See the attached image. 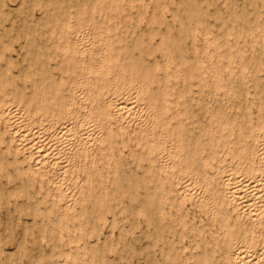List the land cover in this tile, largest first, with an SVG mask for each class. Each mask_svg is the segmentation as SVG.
<instances>
[{"label": "bare ground", "instance_id": "1", "mask_svg": "<svg viewBox=\"0 0 264 264\" xmlns=\"http://www.w3.org/2000/svg\"><path fill=\"white\" fill-rule=\"evenodd\" d=\"M14 1L12 0V2ZM103 1L99 0L98 3ZM212 2L213 0H113L109 20L113 16L114 19L110 22L108 21L107 26L103 25V21L99 24V21L96 19L95 12L97 9H95V2L93 5L82 7L83 9L80 8L83 12L82 14L79 13L80 17H77V20H83L91 28H99V33L96 34V39L94 38L97 41L98 50H107L108 47L107 53L102 54L98 59L93 60V62L87 63V75L84 76V85L79 82L78 78H74L75 67L77 65L70 51L78 49V37L76 36L66 39L65 45L60 46L61 50L69 51L71 57L63 58L62 61L56 60V65L59 69H56V67L52 69H56L58 72L60 70L61 74L57 78L50 71V68L48 70L44 65L43 59H40L42 57L39 56L40 49L36 51L35 59L26 64L25 67L22 66L20 69L18 67L17 74L9 66V61L5 65L0 66V90L3 91L2 96L0 95V124H3V126L0 125V142L5 143L4 148L2 147L1 149H4L3 152L5 153L6 150L9 152L8 154L13 153V159L10 161L13 163L11 165L6 161V164L8 163L7 166H13L15 175H19L20 179L22 177L24 179L25 176L27 178L25 182H27L29 187L32 184L35 187L36 184V182L35 184L32 183V177L36 176V174L40 175L39 190L43 188L46 177L54 187V192H43V200L39 199L44 202L41 201L42 206H44L46 205L44 199L49 197V200L51 199V205L48 209L51 212L56 209L60 212L61 216L65 215L68 209H71V201L68 198L69 193L62 187L64 183H62L63 173L71 168L77 167V165L80 166L82 169L80 173L83 174V177L81 180L75 179L74 186H77L76 189L78 188V201L81 202V206L74 217L80 220L85 217L94 220L90 229L84 227L83 223L80 231L81 235L95 231L98 224L107 220L108 216H106V213L113 210L111 202L113 201L112 198H117L116 194L125 196L128 192V197L131 198L130 201L134 202L132 199H135L137 195L141 197L143 193L145 197L143 200V209H145L143 222L145 221L148 227L154 223L152 231H155V234L153 232L151 233V237H149V240L150 238L152 239L150 244L154 247L160 246L162 249L164 247L166 248V251L161 250V256L159 255L161 260L153 259L151 264H185L181 257L184 250L186 251L187 249H183L182 244H180L182 240L179 236L181 235L179 230L178 237L180 241L177 239V236L175 238L173 235V231L175 232L177 229L173 226V220L170 217L171 213L168 214L165 212L166 209L164 210L163 205L174 204L177 198L182 199L192 194L194 188L191 187H194L196 184H202L209 192L211 190L216 191V187L213 186L216 183L218 185L220 184L222 193L220 197L212 200V212L218 215L216 225L219 234L217 233L216 237L212 236L214 231L209 230L207 235L211 234V237L200 236L199 240L190 241L193 244V251L192 249L191 251L195 258L193 261L194 264H215L214 250L217 246L222 248L221 256L224 261H232L233 264H264V238H261L264 232V0H240V2L224 0V10L220 7H213L214 9H211L209 5ZM1 4L6 7L7 3L4 4L2 2ZM23 5L25 6L24 2ZM40 6L44 7L43 4ZM14 8L10 9L13 11ZM34 8L32 7V9ZM19 11L15 13L19 14ZM12 14L14 15V13ZM49 14L51 15V13ZM9 16L6 15L4 18ZM60 16L62 17V15ZM33 17L31 16L30 18ZM22 21L24 20L22 19ZM13 24L12 26H15ZM209 24L214 25L216 29H212ZM29 25L28 27H31ZM20 28L19 31L24 27ZM40 30L42 31V28ZM40 30L39 35L41 34ZM12 31L14 33V30ZM12 31L5 33H11ZM19 31H16L17 35ZM37 32H35V35ZM197 32L200 33L199 40H201V45L197 43ZM51 34L50 36H52ZM24 35L21 37L19 34L21 38ZM5 36L3 34V37ZM27 36L25 39L29 41ZM14 38H16V33ZM12 39L11 43H13V40H16ZM20 40L19 38L16 41L18 42ZM29 42H31V39ZM210 43L213 44V47ZM54 45L57 47V44ZM2 47L4 48L3 44ZM18 47H20L19 44ZM7 48L9 49V47ZM39 48L41 47L39 46ZM22 49H20V52ZM27 49L26 55L29 56V53L35 48L27 47ZM29 49L31 52H29ZM7 51L9 52V50ZM211 51H215L220 56L219 61H222L224 69L229 75L227 79L230 82L232 94L234 97L240 98V100L238 99L239 109L237 118L230 122L234 125L233 128L222 129L218 132L214 130V124L210 119H204V117L201 118L199 116V113L206 111L207 107L205 98L198 97V95L203 94V86L205 84L207 85L205 72L209 68L217 73V68L213 64H205L203 59L204 56H209ZM58 52L57 50L53 52L55 57L58 55ZM19 53L18 55L21 54ZM3 55L5 56V54ZM30 55L33 54L31 53ZM55 57H53L54 60ZM160 57L161 59H159ZM50 59L52 61V57ZM162 59L164 60L163 62ZM18 60L17 63L20 64L21 59L20 62ZM22 60L27 63L26 58ZM49 60L48 62H50ZM14 61L13 63H15ZM15 64L13 65L15 66ZM18 65H16L15 69H17ZM217 79L219 80V78ZM206 87L208 89V86ZM181 104L183 107L180 106ZM250 104L251 106L254 105L258 115L257 121L254 124L249 121L251 112ZM149 114L152 117V122L150 121L149 125L147 123L143 124L142 122ZM206 115L205 117H207ZM158 126L160 127L158 128ZM128 127L132 128L131 130L134 133L133 137L137 148H133L132 146L134 144L130 145V140L123 136L124 129ZM153 128L155 131H153ZM139 130L142 131L141 138H138L136 135V131ZM145 130L147 133L143 132ZM95 142L97 143L95 152L98 153V159L101 160V165L97 163L96 156L93 157L92 153L86 152ZM126 146H130L127 152L133 156V164L135 163L138 169H142L141 173L137 170L128 175L122 169L120 171V168L124 166L121 157L123 156L122 151ZM80 151L86 152L83 153L84 157L81 156L77 164L70 163L67 156L70 154L74 156L76 154L80 155ZM61 155L66 160H61ZM87 158H89L88 165ZM129 159L131 160V158ZM19 161H27V164L19 166ZM20 162L19 164L25 163ZM54 163H60L57 166L59 168L58 170L56 169V173H53L54 175L51 173L52 176H49L47 174L50 172L48 166L49 164H53L54 166ZM224 172L226 175L221 176L220 174ZM3 175L1 174L0 177ZM5 175L8 177L7 174ZM12 178L13 181L11 182ZM12 178H10L11 180L9 182L14 184L13 182L16 176ZM23 179L20 182L25 183ZM72 179L74 178L72 177ZM172 180L174 181L172 182ZM6 181L8 182L7 178ZM170 183H176L177 186L175 188L174 186L171 187ZM8 184L10 185V183ZM140 188H143L141 190L142 192ZM22 194L21 192L20 196ZM26 194L24 195L27 197ZM7 195L5 194V196ZM124 196L123 198H125ZM137 198L139 199V197ZM28 200L30 199L28 198ZM12 202L15 203L14 200ZM3 205L5 204L1 206ZM30 211L28 213L32 215L33 210L30 209ZM172 211L174 210L172 209ZM0 212L2 213L1 210ZM6 212L8 213V210ZM129 212L133 213V211ZM51 214L54 215V213ZM134 214H130L131 216L129 217H133ZM13 215L15 214L13 213ZM114 216L115 214H113L110 222L113 225L116 224V218ZM7 217H5V220ZM172 217L174 218L175 216ZM44 218L46 219L47 217ZM200 218L202 217L200 216ZM135 219L134 221H136ZM14 221L17 223L16 220ZM174 221L176 223V220ZM35 222L36 220H34L33 224ZM106 223L103 225H107ZM140 223L142 224V222ZM140 223L138 225L141 227ZM6 225L7 223L3 226ZM79 226H81V223H79ZM178 226L176 227L178 228ZM10 227L13 228V226H9V230ZM114 227H118V225ZM15 228L17 227L15 226ZM46 228L45 230L48 232ZM13 229L11 230L14 231ZM107 229L109 230V228ZM16 230L18 231V229ZM28 231L30 232V230ZM32 232L29 235L27 234L28 232L26 234L32 236ZM50 232L52 233V231ZM103 232L101 229V234H99L102 235ZM127 232L124 231L125 235ZM201 232H199V235H201ZM54 233L56 235L55 230ZM93 235L95 236L94 233ZM85 236L87 238V235ZM3 237L1 238L3 239ZM61 239L64 240L63 237ZM26 240L28 239L26 238ZM34 240L36 239L34 238ZM37 240H39V237ZM40 240L42 239L40 238ZM119 240H123V238ZM57 241L61 242L59 239ZM256 241L261 242V246L256 247ZM49 242L47 241V243ZM5 243L7 242L5 241ZM123 243L121 242V244ZM10 244L14 243L12 242ZM36 244L39 245V243L35 242ZM62 244L63 246L65 245L64 242ZM22 245L24 249V244ZM146 247V249L151 250L148 248L149 246ZM52 248L51 251H54L53 253L59 252L60 254L69 255V251L65 248H62L61 251L60 249L57 250L54 248L52 250ZM115 248L111 249L115 250ZM122 248L125 249L126 246ZM28 251H32L31 248ZM133 251L135 252L134 249ZM17 254L15 253V255ZM29 254L31 255L30 252ZM118 254L117 256H119ZM149 254L144 256H148ZM12 256L14 257V254ZM113 256L117 257L115 254ZM22 257L20 259H23ZM30 257L32 258V256ZM43 257H39L38 260L44 259ZM94 257L102 261L105 258L100 250H98L95 256L94 254L92 255V260ZM118 259L120 260V258ZM121 259H123L122 256ZM4 260L1 264H5ZM29 260L27 263L32 264L29 263ZM64 262L66 263V260H63L60 264ZM218 262L216 263L218 264Z\"/></svg>", "mask_w": 264, "mask_h": 264}, {"label": "rangeland", "instance_id": "2", "mask_svg": "<svg viewBox=\"0 0 264 264\" xmlns=\"http://www.w3.org/2000/svg\"><path fill=\"white\" fill-rule=\"evenodd\" d=\"M14 1V0H13ZM19 0H15L14 2H12V0L10 1V0H0V2L2 3H4V4H6V7L3 5V4H1L0 3V24H4V25H0V66H2V65H5L6 63H7V61H9L10 62V64H9V66L11 67V69H13V71H16L15 73L17 74L18 72V70L23 66V67H25L26 66V64H28L30 61H32L33 59H35L34 57L36 56L35 54H36V51H38L39 49H40V59L42 60L43 59V63H44V65L48 68V70H49V68H50V71L53 73V75L57 78V77H59L58 75H60L61 74V72H60V70H59V72H58V70L56 71V69H59L58 68V66L56 65V60H63V58L64 59H66L67 57H71L70 55H69V51L67 52V51H65V50H61L60 49V46L61 45H65V42H66V39H69V38H73L74 36H76V37H78V49H76V50H74V51H70V53H72V56H73V59H74V62L76 63V67H75V72H74V78L75 79H79V82H81L82 83V85H84V76L85 75H87V66H88V62H93V60H96V59H98L102 54H104V53H107V51H108V47H107V50H102V51H100V50H98V46H97V41H95V39H96V34H98L99 33V28H91L90 26H88L87 24H85V22L83 21V20H81V19H79V20H77V17H80L79 16V13L80 14H82V12H83V8H84V6H86V5H93V3L95 2L96 3V8L95 9H97L96 10V12H95V17H96V19L99 21V24L103 21V25H105V26H107V24H108V21L110 22V21H112V19H114V16L112 17V19L110 18V20H109V14L111 13V7H112V5H113V0H104L103 2H100V3H98V1L99 0H68V2H67V0H20L19 2H18ZM31 1V2H30ZM40 1V2H39ZM43 1V2H42ZM50 1V2H49ZM54 1V2H53ZM224 1V0H223ZM223 1L222 0H213V2H212V4L211 5H209V7H211V9H214L215 7H217V8H222L223 10L225 9V7L223 6ZM237 1H239L240 2V0H237ZM236 0H235V2H237ZM9 2V3H8ZM23 2L25 3V6L23 5ZM33 2V3H32ZM39 2V3H38ZM48 2V3H47ZM55 5V7H54V5L52 4V3ZM62 2V3H61ZM64 2V3H63ZM71 2V3H70ZM73 2V3H72ZM87 2V3H86ZM220 2V3H219ZM31 5H30V4ZM37 3H38V5L40 6L41 4H43L44 5V7L43 6H38L37 5ZM41 3V4H40ZM10 4V5H9ZM49 4H50V6H49ZM59 4H60V7H59ZM63 4V5H62ZM203 4L205 5V3L203 2ZM21 7H20V6ZM37 5V6H36ZM46 5V6H45ZM2 6H4V7H2ZM8 6V7H7ZM35 9V11H34V9H32V7ZM59 7L58 9H57V7ZM12 8L13 9V7H17L16 9H18V11H19V9H20V11H19V14H16V13H18V11H16V9L14 8V10L12 11V9H10V8ZM83 7V8H82ZM214 7V8H213ZM9 8V9H8ZM22 8V9H21ZM40 9V11H38L39 9ZM64 8V9H63ZM80 8H82L81 10H80ZM56 9V10H55ZM27 10V11H26ZM34 13H33V12ZM99 11V12H98ZM9 12H10V14H9ZM16 12V13H15ZM28 12V14L26 15V13ZM3 13V14H2ZM12 13H14V15L12 14ZM22 15H21V14ZM39 13V14H38ZM49 13H51V15L49 14ZM10 15L9 17H7V18H4V17H6V15ZM12 14V15H11ZM25 14V15H24ZM73 14V15H72ZM4 15V16H3ZM15 15H17V16H15ZM18 15H20L19 17H18ZM60 15H62V17L60 16ZM1 16H3V17H1ZM32 16H34L33 18H30V17ZM51 16V17H50ZM103 16H104V18H103ZM23 17V18H22ZM29 17V18H28ZM7 19H8V21H7ZM20 19V20H19ZM24 20V21H22L21 22V20ZM41 19H42V21H41ZM5 20V21H4ZM11 22H10V21ZM15 20V21H14ZM17 20V21H16ZM27 20V21H26ZM13 21H14V24H13ZM32 21V22H31ZM58 21V22H57ZM19 22H21V23H19V24H21V25H19L18 23ZM28 22V24H26V23ZM34 22V23H33ZM55 22V23H54ZM30 23H32V24H30ZM36 23L38 24L37 26H36ZM48 23V24H47ZM8 24V25H7ZM12 24L13 25H15V26H12ZM30 24V25H29ZM46 24V25H45ZM56 24V25H55ZM18 25V26H17ZM26 25V26H25ZM28 25L29 26H31V27H28ZM33 25V26H32ZM41 25V26H40ZM210 25V24H209ZM7 26V27H6ZM10 26H12L11 28H10ZM20 26H21V28H23V29H21L20 28ZM35 26V27H34ZM211 27H212V29H216V27L214 26V25H210ZM9 27V28H8ZM14 27V28H13ZM38 27H40L39 29H38ZM46 27V28H45ZM49 27V28H48ZM69 27V28H68ZM4 30H3V29ZM6 28H7V30H6ZM17 28V29H16ZM19 28L21 29V31H19ZM28 28H30V29H28ZM36 28V29H35ZM42 28V31L40 30ZM61 28H64V29H61ZM9 29V30H8ZM44 29V30H43ZM1 30H3V31H1ZM12 30H14V33H13V31ZM22 30H23V32H22ZM30 30V31H29ZM36 30V31H35ZM39 30L41 31L40 33V35H41V37H40V35H39ZM85 30V31H84ZM7 31H12L11 33H9V34H11V35H9L8 33H5V32H7ZM19 31V33H18V35H17V32ZM38 31V32H37ZM45 31V32H44ZM69 31V32H68ZM90 33H88V32ZM2 32H4V33H2ZM24 32H26V33H24ZM35 32H37V34L35 35ZM48 32H49V34H48ZM84 32H85V34H84ZM92 32V33H91ZM112 32V31H111ZM15 33H16V38L17 37H19L21 40V42L20 41H16V40H19V38H14L15 37ZM47 33V34H46ZM50 33H52L51 35L52 36H50ZM3 34H4V36H5V34H6V36L5 37H3ZM9 36H8V35ZM13 34V35H12ZM19 34L21 35V37H22V35L23 34H25L26 36H27V38H29V41H30V39H31V42H29V41H26L27 39H25V35L23 36V38H21L20 36H19ZM30 34H31V36H30ZM45 34V35H44ZM79 34V35H78ZM51 37L50 39H49V37ZM83 36H84V38H83ZM10 37H12L13 39H16V40H13L12 38H10ZM39 37V38H38ZM86 37V38H85ZM93 37V38H92ZM199 37H200V33H198L197 32V43L199 44V45H201V40H199ZM2 38H3V40H2ZM6 38V39H5ZM95 38V39H94ZM11 39L13 40V43H11L12 41H11ZM25 39V40H24ZM40 39H41V41H40ZM50 41H49V40ZM24 40V41H23ZM34 40V41H33ZM82 40V41H81ZM15 41V42H14ZM26 41V42H25ZM33 41V42H32ZM91 41V43H89ZM20 42V43H19ZM50 42V43H49ZM30 43H32V44H30ZM89 43V44H88ZM2 44H3V46H4V48L2 47ZM18 44H19V46L20 47H18ZM26 44V46H24ZM35 44V45H34ZM54 44H57L56 46L58 47H55V45ZM14 45V46H13ZM17 45V46H16ZM22 45H23V47H22ZM31 47H30V46ZM34 45V46H33ZM86 45H88V46H86ZM210 45L213 47V44L212 43H210ZM11 46H13V47H11ZM39 46L41 47V48H39ZM82 46V47H81ZM6 47V48H5ZM7 47H9V49L7 48ZM10 47H11V49H10ZM15 47V48H14ZM23 49H22V48ZM27 47L28 48H35L34 50H32V52H31V50L29 49V52H31L33 55H30L31 53H29V56L28 55H26L27 54ZM45 47V48H44ZM81 47V48H80ZM44 48V49H43ZM48 48V50H46ZM80 48V49H79ZM90 48V49H89ZM3 49V50H2ZM13 49V50H12ZM20 49H22V51L20 52ZM60 49V50H59ZM7 50H9V52L7 51ZM16 52H15V51ZM55 50H57V52L58 51H60V52H58V57L56 56L55 57V55H54V53L53 52H55ZM12 51V52H11ZM21 54H20V53ZM18 53L21 55H18ZM3 54H5V56L3 55ZM81 54V55H80ZM3 55V56H2ZM18 55V56H17ZM24 55H26V57H24ZM97 55V56H96ZM17 56V57H16ZM62 56V57H61ZM22 57V58H21ZM47 57H48V59H47ZM52 57V61H51V58ZM53 57H55V60L53 59ZM14 58H16L17 60H18V62H20V59H21V62H20V64L19 63H17V60L15 59V61H14ZM25 59L26 58V61H27V63L26 62H24L22 59ZM45 58V59H44ZM47 59V60H46ZM50 59V60H49ZM73 59H72V62H73ZM159 59H161V57L159 58ZM204 62H205V64H208V65H212L213 64V66H215L217 69V73H215V71L214 70H211V69H209L208 68V70L205 72V77H206V80H207V85L205 84L204 86H205V88H204V86H203V94L202 95H198V97L200 98V97H202V98H205V102H206V111H203V112H201V113H199V116L201 117V118H203L204 117V119L205 118H208V119H210L211 120V122H213V124H214V130H217V132L219 131V130H222V129H232L233 128V124L232 123H230L231 121H234L235 120V118H237V113H238V109H239V104H238V102H239V100H240V98H237V97H234L233 96V94H232V89H231V85H230V82H228V79H227V77H229V75L227 74V72L225 71V69H224V65H223V63H222V61L220 60L219 61V59H220V56L219 55H217V53L215 52V51H211L210 53H209V56H204ZM3 62H2V61ZM48 60L50 61V62H48ZM54 60V61H53ZM13 61L16 63H13ZM164 60L162 59V62H163ZM23 62V63H22ZM47 62H48V65H47ZM13 64H15V66L13 65ZM19 64V65H18ZM13 65V66H12ZM16 65H18L17 66V69H15L16 68ZM55 65V66H54ZM13 67V68H12ZM18 67H19V69H18ZM53 67H56V69H52ZM49 71V72H50ZM38 75V74H37ZM65 75V74H64ZM217 78H219V80L217 79ZM206 86H208V89H207V87ZM210 86V87H209ZM2 93H3V91H1L0 90V95L2 96ZM206 93V94H205ZM208 95V96H206L205 97V95ZM215 94V95H214ZM223 96V97H221V96ZM227 95V96H226ZM239 99V100H238ZM216 101V102H215ZM210 105H212V107H210ZM181 107H183L182 106V104L180 105ZM233 107V108H232ZM254 108V109H253ZM231 109V110H230ZM82 110H84L83 108H82ZM205 110V109H204ZM210 110V111H209ZM253 110V111H252ZM208 111V112H207ZM250 116H249V121H250V123H256V121H257V118H258V115H257V111H256V109H255V107H254V105H252L251 106V104H250ZM207 114V115H206ZM253 114V115H252ZM205 115L207 116V117H205ZM214 116V117H213ZM213 118V119H212ZM145 121H147V122H145ZM150 121L152 122V117H151V115L149 114L148 116H146L145 117V119H144V121L142 122L143 124H145V123H147L148 125L150 124ZM160 122H162V120H160ZM1 125V124H0ZM1 126H3V124L1 125ZM160 126H158V128H159ZM132 128H125L124 129V133H123V136L126 138V139H129L130 141H129V143H130V145H133L132 147L134 148H137L136 147V144H135V139H134V133H133V131L131 130ZM153 131H155V129L153 128ZM141 130H139V131H136V135L138 136V138H141L142 136H141ZM143 132H145V133H147V131L145 130V131H143ZM216 132V133H217ZM128 134V135H127ZM131 134H133V135H131ZM128 136V137H127ZM134 141V142H133ZM1 143V142H0ZM4 145H5V143H1L0 144V176H1V174L3 175V173H5V174H7L8 175V177L5 175H3L2 177H0V183H2L1 185H0V202H2V203H0V210L2 211V213L0 212V214H2L3 215V217H1L2 215H0V230L2 231L3 229V231H2V233H1V231H0V259H1V261H0V264H1V262H3V260H4V263L5 264H11V262H12V264L14 263V264H28L27 262H28V260H29V258H30V260H29V263H32V264H57L58 262H59V264L61 263V262H63V260H66V263L64 262L63 264H95L96 263V260L98 261L96 264H103V263H105V264H109V263H111V264H151V262H152V260L153 259H159V260H161V258H160V256H161V252L162 251H166V248L164 247L163 249H162V247H160V246H158V247H154V246H152L150 243H151V238H150V240H149V237H151V233L153 232V234H155V231H152V228L154 227V223H153V225H151L150 227H151V229H150V227H148L147 226V223L144 221L143 222V220H144V213H145V209H143V200H144V195H143V193H142V195H141V197L139 196V195H137L136 197H135V199L137 200H135V199H132V200H134V202L133 201H130L131 200V198L130 197H128L129 196V194H128V192L127 191H125V192H127V195H123L125 198H123V196L122 195H119V194H116V197L117 198H112V206H113V210L112 211H110V212H108V213H106V216H108L107 217V220H105V221H103L101 224H98L97 226H96V229H95V231H93V232H87V233H84V235L82 234H80V231H81V227L83 226V223H84V227H87L88 229H90V227H91V225L94 223V220H90L89 218H82V220H80V219H78V218H76L75 219V214H77L78 213V209L80 208V206H81V202H79L78 201V195H79V193L77 192V189H76V187L77 186H74V180L76 179V180H81V178L83 177V174H81L80 172H82V169H81V167L80 166H78L77 165V167H74V168H71V169H69V170H67V171H65V173H63L64 175V177H63V180H62V187H64L65 188V191L67 192V193H69V196H68V198L70 199V203H71V209H68L67 210V213H65V215H63V216H61L60 215V212H58L56 209H54L53 211H55V212H51L49 209H48V207L51 205L50 203V201H51V199L49 200V197H46L47 199H44L45 200V204L46 205H44V206H42L43 204H42V196L44 195V193L43 192H48V193H53L54 192V187L51 185V183L48 181V179L45 177V181H44V186H43V188H41L40 190H39V188H38V186H39V179H40V175H37L36 174V176H34V177H32L33 179V181H32V183H34L35 184V182H36V184H35V187H34V185L32 184V185H30V187L28 186V184H27V182H25V180L27 179L25 176H24V179H23V177H22V179H23V181L25 182V183H23V182H20L22 179H20V176L19 175H15L16 173L14 172V170H13V166H11L12 165V163L13 162H10L12 159H13V153L11 152L10 154H8L9 152L6 150V153H7V155H5L6 153L5 152H3V150L4 149H1L2 147L4 148ZM95 146V147H94ZM96 146H97V143L95 142L94 144H92L88 149H87V153H92L93 155V157H95L96 156V160H97V163L99 164V165H101V160L100 159H98V153L97 152H95L96 151ZM91 148V150H89ZM126 149V150H125ZM128 149H130V146H126V148H124V150L122 151V157H121V160H123L122 162H123V168H120V171H121V169L125 172V173H127L128 175H130V174H132L131 172H133V171H139L140 173H141V171H142V169L141 168H137L136 167V164L134 163L133 164V161H132V157L133 156H131V155H129L128 154ZM94 151V152H93ZM86 152H79V154L80 155H78V154H76L75 156L73 155V154H70V155H68L67 157V159L70 161V163H72V164H77L79 161V159L81 158V156L82 157H84L83 156V153H86ZM123 152H125V153H123ZM4 153V154H3ZM95 153V154H94ZM97 153V154H96ZM1 154H3V155H1ZM9 155V156H8ZM72 155V156H71ZM129 155V156H128ZM62 157H61V160H66V158L63 156V155H61ZM128 156V157H127ZM126 158V159H124V158ZM129 158H131V160L129 159ZM5 160V161H4ZM74 160V161H73ZM87 160V165L89 164L88 162H89V158H87L86 159ZM6 161H8V163H10L11 165L9 166H7V164H6ZM99 161V162H98ZM20 162V161H19ZM19 162H18V165L19 166H22V165H25V164H27V161H21L20 163H24V164H19ZM121 162V161H120ZM55 165L53 166V164H49V166H48V169L50 170V172H48L47 174L49 175V176H52V174L53 173H56V169L58 170V168L59 167H57L58 165H60V163H54ZM125 164H126V166H125ZM131 164H133V165H131ZM2 166V167H1ZM53 167V168H52ZM136 167V168H135ZM12 168V169H11ZM74 169H75V171H74ZM130 171H129V170ZM1 171H3V172H1ZM52 171V172H51ZM74 171V172H73ZM52 173V174H51ZM76 176H75V175ZM54 175V174H53ZM221 176L222 175H226V173L224 172V173H221L220 174ZM16 176V179H14V184H12L11 182L13 181V178L12 177H15ZM18 176V177H17ZM121 176H122V174H121ZM12 178V180L10 179V178ZM72 177L74 178V179H72ZM133 177H135L134 175H133ZM6 178H7V180H8V182L6 181ZM20 179V180H19ZM36 179H38L37 181H36ZM11 180V182H9ZM16 180V181H15ZM73 180V181H72ZM27 181V180H26ZM30 181V182H31ZM66 181V182H65ZM174 180H172V182H173ZM120 182V181H119ZM118 182V183H119ZM7 183H10V185L8 186L7 185ZM121 183V182H120ZM45 184H46V186H45ZM66 184V185H65ZM171 184V183H170ZM4 185H5V187H4ZM218 184L216 183L215 185H213L214 187H216V191H214V190H211L210 192H209V190L208 189H206V188H204L203 187V185L202 184H196V185H194V187H191V188H194L193 190H192V194H190V195H187L185 198H182V199H178L177 198V200H175L174 201V204H172V203H170L169 205L167 204H165V205H163V208H164V210H165V212H167L168 214L169 213H171L170 214V217H171V220H173L172 222H173V226L177 229L175 232L173 231V235L175 236V238H177L178 237V230H179V233L182 235V237H181V235H179L180 236V238H181V240L182 241H180V239H179V237L177 238L181 243L180 244H182V246H183V249H187L186 251L184 250V253H182V257H181V259H182V261L185 263V264H194V257H193V244L191 243L192 241H196V240H199L200 239V236H205V237H211V234H209V235H207L208 233H209V230H212V231H214V233L212 234V236H217V233L219 234V230L217 231V225H216V218H217V214H215V213H213L212 212V206H213V199L214 198H217V197H220V195H221V193H222V191H221V189H220V184L217 186ZM69 186V187H68ZM174 186V188L177 186V184L176 183H172L171 184V187H173ZM199 187H200V189H199ZM30 188V189H29ZM63 188V189H64ZM125 188V187H124ZM35 191H34V190ZM73 189V190H72ZM143 189V188H142ZM141 188H140V191L142 190ZM2 190V191H1ZM6 190V191H5ZM23 190V191H22ZM34 192H33V191ZM43 190V191H42ZM198 190V191H197ZM202 190V191H201ZM18 191V192H17ZM20 192V193H19ZM21 192L23 193L21 196H20V194H21ZM142 192V191H141ZM204 192V193H203ZM27 193V194H26ZM38 193V194H37ZM200 193V194H199ZM5 194L7 195V196H5ZM18 194V195H17ZM24 194H26L27 195V197L30 199V200H32V201H30V200H28V198L24 195ZM39 194H40V196H39ZM75 194V195H74ZM139 194V193H138ZM141 194V193H140ZM207 194V195H206ZM10 195V196H9ZM12 195V196H11ZM15 197H14V196ZM30 195H31V197H30ZM208 197H206V196ZM3 198H2V197ZM24 196V197H23ZM52 196V195H51ZM7 197H9V198H7ZM17 197V198H16ZM20 197H21V200H20ZM22 197H23V200H22ZM33 197V198H32ZM76 197H77V199H76ZM115 197V196H114ZM137 197H139V199L137 198ZM192 197V198H191ZM195 197V198H194ZM27 198V199H26ZM32 198V199H31ZM42 199V200H40V199ZM127 198H128V200H127ZM201 199H202V201H201ZM3 200V201H2ZM11 200V201H10ZM15 201V203H13L12 201ZM25 200H27V201H25ZM46 200H48V201H46ZM114 200H115V202H114ZM190 200V201H189ZM29 201V202H28ZM42 201V202H41ZM4 202V203H3ZM6 202H7V205H6ZM136 202H138V203H136ZM198 202V203H197ZM44 203V202H43ZM2 204H5V205H3V206H1ZM13 204H14V206H13ZM17 204V205H16ZM22 204V205H21ZM35 205V206H34ZM116 205V206H115ZM11 206V207H10ZM25 206V207H24ZM32 206H33V208H32ZM37 206V207H36ZM169 207V209H168V207ZM4 207H6L5 209H3ZM10 207V208H9ZM15 207V208H14ZM29 207H30V209L31 210H33L32 211V215H30V213H28L29 211H30V209H29ZM114 207H116V209H114ZM172 207V208H171ZM174 207H175V209H174ZM2 208V209H1ZM17 208H18V210H17ZM128 208V209H127ZM23 211H22V210ZM26 209V210H25ZM76 209V210H75ZM172 209L174 210V211H172ZM192 209V210H191ZM4 210V211H3ZM8 210V213L6 212V211ZM13 210V211H12ZM29 210V211H28ZM35 210V211H34ZM70 210V211H69ZM170 210V211H169ZM10 211V212H9ZM20 211H22V212H24V213H20ZM122 211V212H121ZM125 211H127V212H125ZM129 211H133V213H131V212H129ZM193 211V212H192ZM15 214V215H13V213ZM27 212V213H26ZM31 212V211H30ZM36 212V213H35ZM37 212H38V214H40L41 215V217H39L40 215H38L37 214ZM47 212V213H46ZM49 212H51V213H54V215H52L51 213L49 214ZM122 214H121V213ZM124 212V213H123ZM129 212V213H128ZM139 212V213H138ZM18 213V214H17ZM19 213H20V215H19ZM44 213H46V214H44ZM120 213V214H119ZM135 213V214H134ZM147 213V212H146ZM208 213V214H207ZM8 214V215H7ZM11 214V215H10ZM23 214H25L24 216H23ZM28 214V215H27ZM111 214V215H110ZM113 214H115V218H116V224H111L110 222H111V219H112V216H113ZM130 214H134L133 215V217H135V215H136V219L135 218H133V217H129V216H131ZM184 214V215H183ZM191 214V215H190ZM205 214V215H204ZM118 215V216H117ZM121 215V216H120ZM141 215V216H140ZM143 215V216H142ZM212 215H213V217H212ZM8 216V217H7ZM15 216H17V217H15ZM32 216H33V218H32ZM39 217V218H35V217ZM51 216V217H50ZM53 216H54V218H53ZM137 216H139V217H137ZM172 216H175L174 218L172 217ZM200 216L202 217V218H200ZM5 217H7V221L5 220ZM22 217V218H21ZM44 217H47L46 219L44 218ZM142 217V218H141ZM27 218V219H26ZM109 218H110V220H109ZM4 219V220H3ZM18 219V220H17ZM20 219H21V221H20ZM124 219H126L125 221H123ZM127 219H128V221H127ZM134 219L136 220V221H134ZM141 219V220H140ZM3 220V221H2ZM14 220H16L17 221V223H19V224H17ZM32 220H33V222H34V220H36V222L33 224V222H32ZM48 220V221H47ZM170 220V221H171ZM174 220H176V223H175V221ZM10 221H11V223H10ZM51 221V223H49ZM206 221V222H205ZM215 221V222H214ZM7 223V225L6 226H8V227H6V226H3V225H5L6 223ZM14 224H13V223ZM30 222V223H29ZM31 222H32V224H31ZM107 224V225H103V224H105V223ZM130 222V223H129ZM140 222H142V224L140 223ZM171 222V223H172ZM15 223H16V225H15ZM20 223H22L23 224V226H22V224H20ZM29 223V224H28ZM39 223H41V224H39ZM79 223H81V226H79ZM118 223V224H117ZM127 223V224H126ZM138 223H140L141 224V227H140V225H138ZM3 224V225H2ZM10 224V225H9ZM25 224V225H24ZM56 224V225H55ZM86 224V225H85ZM145 224V225H144ZM178 224H179V226H178ZM20 225V226H19ZM36 227V225H37V227L35 228L34 226ZM102 225V226H101ZM118 225V227H114V226H117ZM9 226H13V228L12 227H10V230L11 229H13L14 231H16V232H14V231H10L9 230ZM15 226L17 227V228H15ZM44 226V227H43ZM107 227V228H109V230L107 229V228H105V227ZM110 226V227H109ZM135 226V227H134ZM176 226H178V228L176 227ZM4 227V228H3ZM22 227V228H21ZM32 227V228H31ZM45 227H47L46 229H47V231L48 232H46V230H45ZM123 227V228H122ZM143 227V228H142ZM148 227V228H147ZM204 227V228H203ZM2 228V229H1ZM21 228V229H20ZM23 228H24V230H23ZM32 229V231H31V229ZM103 228H104V230H103ZM137 228V229H136ZM139 228H141L140 230H139ZM146 228V229H145ZM16 229H18V231L16 230ZM30 230V232L28 231V230ZM35 229V230H34ZM79 229V230H78ZM101 229H102V235H100L101 234ZM114 229V230H113ZM122 231H121V230ZM144 229V230H143ZM149 229V230H148ZM6 230V231H5ZM10 231V232H8V231ZM27 230V231H26ZM54 230H55V232H56V235H55V233H54ZM150 230H151V232H150ZM153 230H155V229H153ZM5 231V232H4ZM21 231V232H20ZM23 231V232H22ZM24 231H26V232H28L27 234L29 235L31 232H32V236H28L27 234H26V232L24 233ZM50 231H52V233L50 232ZM78 231V232H77ZM116 231H119V232H116ZM124 231L125 232H127V231H131V232H133V233H129V232H127V236L125 235V233H124ZM136 231V232H135ZM204 232V233H202V232ZM12 232V233H11ZM13 232H14V234H13ZM18 232H20V233H18ZM38 233V235H36L37 233ZM110 232H111V234H110ZM143 232H145V233H143ZM183 232V233H182ZM199 232H201V235H199ZM9 235H8V234ZM48 235H47V234ZM74 233V234H73ZM92 233V234H91ZM93 233L95 234V236L93 235ZM100 233V234H99ZM118 233V234H117ZM119 233H120V236H119ZM135 233V234H134ZM176 233V234H175ZM12 234V235H11ZM17 234H19V235H17ZM53 234V235H52ZM104 234V235H103ZM109 234H110V236H109ZM129 234V235H128ZM133 234H134V236H133ZM140 234H142V235H140ZM147 234H149L147 237H146V235ZM4 237H3V236ZM10 235H11V237H10ZM17 235V236H16ZM25 237H24V236ZM85 235H87V238L88 237H90V238H86V236ZM93 235V236H92ZM100 235V236H99ZM7 236H8V238H7ZM15 237V239L17 240H15L14 239V237ZM34 236V237H33ZM106 236H108V238H106ZM119 236V237H118ZM130 236H131V238H130ZM142 236V237H141ZM177 236V237H176ZM1 237H3V239L1 238ZM13 237V238H12ZM30 237V238H29ZM38 237H39V240H37L38 239ZM61 237H63V239L64 240H62L61 239ZM114 237V238H113ZM144 237H146V238H144ZM4 238H5V240H4ZM27 238L28 240H26L25 241V239ZM34 238L36 239V240H34ZM40 238L42 239V240H40ZM55 238V239H54ZM96 238V239H95ZM122 239L123 238V240H125V241H123V240H119V239ZM134 238V239H133ZM144 238V239H143ZM183 238H184V240L186 241H184L183 240ZM261 238H264V232H263V235L261 236ZM261 238H260V240H261ZM12 239H14V240H11ZM48 239V240H47ZM59 239V241H61V242H58L57 240ZM99 241H98V240ZM114 239V240H113ZM7 240H9V241H7ZM32 240V241H31ZM33 240H34V244H33ZM100 240H102V241H100ZM137 240V242H135ZM142 240H145V241H142ZM4 241V242H3ZM5 241L7 242V243H5ZM11 241V242H10ZM37 241H39V242H37ZM42 241V242H41ZM47 241H50L49 243H47ZM54 241H55V244L58 246L57 248H56V245L54 244ZM57 241V242H56ZM71 241H72V243H71ZM124 242L123 244H121V242ZM140 243H139V242ZM191 241V242H190ZM14 243V244H10V243ZM16 242V243H15ZM32 242V243H31ZM35 242L36 243H39V245L38 244H36L35 245ZM62 242H64L65 243V245L63 246V244H62ZM116 242V243H115ZM118 242V243H117ZM257 243L255 244V246L256 247H259V246H261V242H259V241H256ZM5 245H4V244ZM24 244V249H25V251H27V252H25L24 251V249H23V245L22 244ZM27 243V244H26ZM41 243H42V245H41ZM130 243V244H129ZM191 243V244H190ZM8 244V245H7ZM16 244V245H15ZM34 246H33V245ZM48 246H50V247H48ZM60 244H61V246H60ZM101 244V245H100ZM104 244V245H103ZM127 244H129L128 246H133V247H128L127 246ZM131 244H133V245H131ZM139 244V245H138ZM4 245V246H3ZM7 245V246H6ZM20 245V246H19ZM30 245H32V246H30ZM52 245L54 246L53 248L54 249H57V250H59L60 249V251H61V249L62 248H65V249H67L68 251H69V255H66V254H63V253H53L54 251H51V248H52ZM118 245V246H117ZM15 248H14V247ZM27 246V247H26ZM40 248H39V247ZM106 248H105V247ZM115 246H117L116 248H115ZM124 246H126V248L124 249V248H122V247H124ZM139 246V247H138ZM146 246H149L148 248H150L151 250H149V249H146L147 247ZM186 248H185V247ZM2 247V248H1ZM5 247V248H4ZM13 247V248H12ZM22 247V248H21ZM35 247V248H34ZM38 247V248H37ZM44 247V248H43ZM154 247V248H153ZM29 248V249H28ZM30 248H31V250L32 251H28V250H30ZM37 248V249H36ZM49 248V249H48ZM53 248H52V250H53ZM81 250H80V249ZM109 248H110V250H109ZM114 249L115 248V250H112V249ZM129 248V249H128ZM16 249H17V251H16ZM26 249H28V250H26ZM36 249V250H35ZM119 249H120V251H119ZM130 249H131V251H130ZM133 249L135 250V252L133 251ZM143 249H145L144 251H143ZM154 249V250H153ZM160 249V250H159ZM191 249H192V251H191ZM20 250V251H19ZM33 250H34V254H33ZM41 250H42V254H41ZM87 250V251H86ZM98 250H100V251H102V253H103V257H105L104 259H103V261L102 260H99L98 258L97 259H95V257L93 258V260H92V255L94 254V256L98 253ZM112 250V251H111ZM138 250V251H137ZM146 250H147V252H146ZM153 250V251H152ZM162 250V251H161ZM5 251H7V252H5ZM25 252V253H23V252ZM37 251V252H36ZM107 251H108V253H107ZM110 251V252H109ZM118 251H119V254H118ZM125 252V253H123V252ZM141 251L143 252L142 254H141ZM155 251H156V254H155ZM159 251V252H158ZM189 251V252H188ZM220 251V252H219ZM29 252L31 253V255L29 254ZM95 252H97V253H95ZM113 252V253H112ZM139 252V253H138ZM149 252H150V254L152 255H150L149 254ZM152 252H153V254H152ZM183 252V251H182ZM15 253H18L17 255H15ZM22 253H23V255H22ZM65 253V252H64ZM112 253V254H111ZM138 253V254H137ZM7 254V255H6ZM14 254V257L12 256ZM29 255V257H28V255ZM56 254H58L57 256H55ZM113 254H115V256H117V254L119 255V256H117V257H114L113 256ZM127 254H129V255H127ZM134 254H135V256H134ZM138 255V257H137V255ZM147 254H149L148 256H144V255H147ZM221 254H222V248L220 247V246H217L216 247V249L214 250V255H215V257H214V262H215V260H216V262H218V264H233L232 263V261L230 262V261H224L223 259H222V256H221ZM25 255V256H24ZM27 255V256H26ZM47 255V256H46ZM51 255H52V259H51ZM141 255V256H140ZM160 255V256H159ZM16 256V257H15ZM21 256H23L22 258L23 259H20L21 258ZM30 256H32V258L30 257ZM43 256H45V257H43ZM50 256V257H49ZM60 256V257H59ZM68 258H67V257ZM121 256L123 257V259L124 258H126V259H121ZM6 257V258H5ZM34 257V258H33ZM39 257L40 258H44V259H40V260H38L39 259ZM49 258V259H47V258ZM53 257H55L54 259H53ZM74 257V258H73ZM129 257V258H128ZM130 257H131V259H130ZM147 257H148V259H147ZM15 258H17V259H15ZM27 258V259H26ZM46 258V259H45ZM118 258H120V260L118 259ZM143 258V259H142ZM219 258V259H218ZM221 258V259H220ZM11 259V260H10ZM20 259V260H19ZM127 259H130L131 260V262H130V260H127ZM134 259V260H133ZM142 259V260H141ZM15 260H17L18 261V263H16L17 261H15ZM25 260V261H24ZM41 260H43V261H41ZM48 260V261H47ZM125 260H126V262H125ZM135 260H136V262H135ZM141 260V261H140ZM144 260V261H143ZM146 260V261H145ZM192 260V261H191ZM218 260V261H217ZM221 260V261H220ZM11 261V262H10ZM39 261H41V262H39ZM50 261V263H48ZM52 261V262H51ZM58 261V262H57ZM84 261V262H83ZM129 261V262H128ZM35 262V263H34ZM102 262V263H101ZM115 262V263H114ZM128 262V263H127ZM138 262V263H137ZM215 262V264H217Z\"/></svg>", "mask_w": 264, "mask_h": 264}]
</instances>
